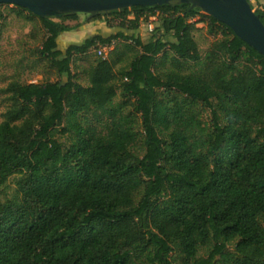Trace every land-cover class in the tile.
<instances>
[{
  "label": "trees",
  "instance_id": "obj_1",
  "mask_svg": "<svg viewBox=\"0 0 264 264\" xmlns=\"http://www.w3.org/2000/svg\"><path fill=\"white\" fill-rule=\"evenodd\" d=\"M16 9L59 80L4 90L0 264H264V55L180 2L95 15L119 31L80 44L62 40L79 14ZM200 16L221 36L205 56ZM117 41L82 83L74 57Z\"/></svg>",
  "mask_w": 264,
  "mask_h": 264
},
{
  "label": "rangeland",
  "instance_id": "obj_2",
  "mask_svg": "<svg viewBox=\"0 0 264 264\" xmlns=\"http://www.w3.org/2000/svg\"><path fill=\"white\" fill-rule=\"evenodd\" d=\"M251 3L256 11L259 8H264V4L259 1L251 0ZM205 14V13H203ZM0 122L3 120L2 115L6 112L8 107L7 95L4 90L12 82L18 81L21 83H33L38 84L48 81L55 82L59 80V76L56 72L49 68V64L46 60L40 57L39 50L44 39V31L42 30V24L37 18L29 20L30 15L26 12L23 15L18 14L16 6L13 5H1L0 6ZM79 21L83 23L89 22L93 17L87 14H79ZM207 15V14H205ZM108 23L103 22V30L111 31L110 25L116 26L117 20L112 18H104ZM58 21V20H56ZM194 22L197 23L194 37L198 43L199 50L202 56H205L211 47L217 40L221 39V36L217 34H211L208 30V19L200 16ZM76 21H68L67 24H75ZM152 23L153 28L159 26V22L155 20L144 21L141 25L139 35L144 41H149L152 32L149 31L148 25ZM116 30V29H115ZM114 30V32H115ZM116 33V32H115ZM103 34V33H102ZM68 43L67 41H63ZM68 44H76L83 41H70ZM78 43V44H79ZM65 50V47H63ZM100 47L90 51L86 56H75L72 69L75 74H80V80L86 84V80L82 75V72L88 68L91 64L102 59L98 50ZM122 51L123 42L117 41L113 44V51ZM109 52L108 56L113 57L114 53ZM113 53V54H112ZM168 66V65H166ZM120 97L117 99L119 102ZM205 119L210 120L209 112L205 114ZM61 141H65L63 137H60ZM16 178L13 177L8 183L6 194L11 196L16 187ZM205 253V252H203Z\"/></svg>",
  "mask_w": 264,
  "mask_h": 264
},
{
  "label": "water",
  "instance_id": "obj_3",
  "mask_svg": "<svg viewBox=\"0 0 264 264\" xmlns=\"http://www.w3.org/2000/svg\"><path fill=\"white\" fill-rule=\"evenodd\" d=\"M175 2L201 9L264 55V24L249 0H0V5H13L41 18H52L66 14L94 17L101 13L134 7H161Z\"/></svg>",
  "mask_w": 264,
  "mask_h": 264
},
{
  "label": "crops",
  "instance_id": "obj_4",
  "mask_svg": "<svg viewBox=\"0 0 264 264\" xmlns=\"http://www.w3.org/2000/svg\"><path fill=\"white\" fill-rule=\"evenodd\" d=\"M255 1H259V3L264 4V0H255ZM77 23H75V24H77ZM79 23L84 24L83 25L84 29L79 30V31H73V32L65 33L62 36L63 41H67L68 43H71L70 42L71 40L76 41V42L81 40L84 42L86 39L90 38L95 33H103L106 35H110V34H114L115 32L119 31V29H116V30L111 29V31L103 30V24H104L103 22H101V23H97V22L83 23V22L79 21ZM75 24H72V25L68 24V25L73 26ZM105 24H106V22H105ZM114 30H115V32H114ZM78 43L79 42H77L76 44H78ZM80 43H82V42H80Z\"/></svg>",
  "mask_w": 264,
  "mask_h": 264
},
{
  "label": "built area",
  "instance_id": "obj_5",
  "mask_svg": "<svg viewBox=\"0 0 264 264\" xmlns=\"http://www.w3.org/2000/svg\"><path fill=\"white\" fill-rule=\"evenodd\" d=\"M151 20H155V18H151ZM148 29L150 32L154 31L152 23L148 25ZM98 53L100 57L106 58L109 54V52L113 51V44L112 45H106V46H99ZM32 84H38V82H33Z\"/></svg>",
  "mask_w": 264,
  "mask_h": 264
}]
</instances>
